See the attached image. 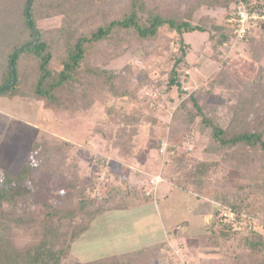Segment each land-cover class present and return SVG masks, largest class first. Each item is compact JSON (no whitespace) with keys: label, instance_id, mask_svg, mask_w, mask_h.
<instances>
[{"label":"trees","instance_id":"16d2710c","mask_svg":"<svg viewBox=\"0 0 264 264\" xmlns=\"http://www.w3.org/2000/svg\"><path fill=\"white\" fill-rule=\"evenodd\" d=\"M188 1V6L175 9L171 0H0V88L11 77L10 60L18 51L13 59L15 83L0 96L38 102L57 119L84 113L90 117L93 106L102 101L104 105L106 99L137 103L136 109L127 105L124 109L107 107L105 120L93 130L118 149V156L126 164L133 165L135 136L147 109L138 99L137 89L175 88L181 97L186 95L180 89L177 72L188 50L184 36L211 32L209 18L204 15L194 23V15L213 8H230L229 13L237 2ZM184 2L180 0L179 6ZM48 20L56 23L43 27ZM163 29L179 40V58L173 61L165 81L163 71L155 81L149 72L141 71L135 84L131 67H124L120 73L105 69L133 44L141 45L145 53L144 43L157 40ZM250 36L243 42L252 43ZM250 46V56L258 64L253 78L232 85L220 70L204 91L193 92L180 102L172 114L167 139L177 154L181 140L190 136L194 126L203 138L205 160H195L183 152L166 164L165 171L172 173L167 182L174 187L219 206L214 222L191 235L204 249L226 250L239 245L240 252L225 264H264V236L257 231L264 230V67L259 65L264 59V44ZM216 89L223 91L225 104L204 105ZM104 90L106 96L100 101ZM146 119L156 123L151 117ZM115 126L112 137L109 131ZM44 134L39 131L26 162L15 175L0 168V264H64L70 259V244L82 220L102 212L128 211L151 201L152 194L144 189L123 191L111 182L104 183L106 189L101 195L92 197L93 188L71 175L74 169L68 171L70 179L64 181L68 177L63 178L62 153L68 144ZM151 136V148L157 149L161 140ZM231 173L236 175L235 185L230 184ZM40 207L45 214L32 216L34 208ZM223 211L235 218L227 220ZM21 230L31 231L30 241L20 237ZM37 233L39 242L35 241ZM163 247L164 243L71 264H153V256L165 252Z\"/></svg>","mask_w":264,"mask_h":264},{"label":"rangeland","instance_id":"374dc122","mask_svg":"<svg viewBox=\"0 0 264 264\" xmlns=\"http://www.w3.org/2000/svg\"><path fill=\"white\" fill-rule=\"evenodd\" d=\"M252 1L264 3L262 2L264 0ZM190 3L191 1L185 0V5L182 3L179 6L180 0H171L175 9L179 7L183 9ZM229 10L230 8L227 11L218 8L202 9L194 15V23L201 16L206 15L209 18L208 28L211 31L210 34L214 36L200 32L184 36L188 50L185 49L184 61L178 65L177 72L181 84L180 89L182 92L185 91L186 95L181 97L175 88L168 91L165 87L153 89L152 86L137 89L138 99L144 101L147 109L140 117V125L135 136L133 165L126 164L118 156V149L116 150L111 143H107V140L93 130L105 120L107 107L124 109L127 105L130 109H136L137 103L127 99L111 98L106 99L103 105V96H106L107 92L104 90L99 96L102 102L93 106L92 116L86 117L85 113L84 115L74 114L67 119L54 118L51 112L43 109L38 102H24L17 97L9 99L7 96H0V168L10 175H15L27 160L34 133L40 130L48 139L68 144L67 150L62 153L65 176L63 178L68 177L64 181L70 179L68 171L72 172L74 169L75 172L71 175H77L81 181L86 182L89 188H93L92 197L101 195V192L106 189L105 184L111 182L110 185L123 191H127L125 190L127 188H141L145 193L149 192L152 197L156 198V189L153 193L150 192L152 190L151 181L158 176L162 180L160 183L168 181L172 173L165 171V167L174 160L173 158H178L177 156L183 152L195 160H205L207 156L202 152L204 141L199 136L196 126L187 137L189 139L187 141L191 143L190 151L184 150V138L181 140L177 154L166 158H162L158 153L159 147L151 148V143H154L151 135L158 140L166 137L169 140V125L177 106L191 93L198 90L204 91L208 82L217 79L220 70L229 76L228 82L230 81L232 85L249 81L257 71L258 64L250 56L252 49L250 45L252 43L253 45L254 43L264 44V26L250 34L248 40L252 39V43L251 41L250 43L247 41L234 42L231 37L225 36L224 32L228 33L225 17ZM55 23V20H48L42 24L43 27H50ZM159 35L157 40L144 43L145 53L141 45L133 44L112 59L105 69L120 73L123 72L124 67H131L135 78L132 83L135 84L141 78L139 75L141 71L149 72L153 81L159 77L160 71H163L165 74L162 80L165 81L173 61L179 58V40L175 34L169 33L166 29H163ZM259 65L264 67V59ZM222 95L223 91L216 89L204 105H224L226 101ZM151 104H153L152 107ZM147 117H151L156 123L152 124L146 119ZM116 128L117 126L109 131L112 132V137L116 133ZM168 142L169 147L172 148L170 141ZM229 178L230 184L235 185L236 175L231 173ZM92 179H94L93 184L90 183ZM162 188L164 189L163 196ZM168 191L170 192L165 194V186H161L157 192L158 202L155 201L157 205L155 209L159 212L154 210V206H151V209L148 207L143 209V213L152 211L156 212L159 217L152 216L145 224L144 220L136 221L138 223L134 225V228L128 218L133 215L140 219L142 210L129 213L126 211L102 212L82 220L81 227L77 229L76 237L70 244V259L64 261V264H71L75 261L89 263L151 248L156 246L163 231L166 233L171 227L177 233L175 239L171 240L173 242L162 240L165 252L163 254L157 252V256L154 255L155 258H152L153 264H225L229 259H234L235 254L241 250L239 245H233L226 250L204 249L198 245L197 237H193L194 231L208 227L214 222L215 212L219 206L207 199H199L190 192L174 188V186ZM44 214L45 211L40 207L34 208L32 216L40 218L39 216ZM232 218L234 219L235 216L232 215ZM151 226V233H145L144 229ZM23 231L26 230L19 231L20 237L24 241H30L31 231L29 233ZM257 231L264 236L262 228H258ZM184 234L187 235L186 238L181 237ZM40 240V234H35V241Z\"/></svg>","mask_w":264,"mask_h":264},{"label":"built area","instance_id":"2783aa9c","mask_svg":"<svg viewBox=\"0 0 264 264\" xmlns=\"http://www.w3.org/2000/svg\"><path fill=\"white\" fill-rule=\"evenodd\" d=\"M226 23L228 24V34L231 37V40L234 42L243 41L247 36H249L254 30H258L264 26V3H260L257 1H251L249 3L243 2L242 0H237L236 5L233 4L231 11L226 15ZM153 104H151V107ZM188 138H185L183 141L184 150L190 151L191 143L188 142ZM167 137L161 139L160 146L158 149V153L161 154V157H168L169 155H173L174 151L170 148L169 143L167 142ZM169 153V154H168ZM152 182V190L150 192L153 193L159 183L162 181L161 178L155 177ZM151 194V193H147ZM223 216L227 218V220L232 221L231 213H223ZM229 218V219H228Z\"/></svg>","mask_w":264,"mask_h":264},{"label":"crops","instance_id":"0c3cea01","mask_svg":"<svg viewBox=\"0 0 264 264\" xmlns=\"http://www.w3.org/2000/svg\"><path fill=\"white\" fill-rule=\"evenodd\" d=\"M262 2H264V1H262ZM262 30V29H261ZM225 32V36H228V37H230V35L226 32V31H224ZM228 35H227V34ZM252 36H254V35H252ZM242 42V41H241ZM35 128V127H34ZM39 131L40 130H38L37 131V133H34L35 135H34V137H33V141L35 140V138L37 137V135H38V133H39ZM163 183V184H162ZM162 183H160L157 187H156V198H154V197H152L151 198V201H149V202H146L145 204H143V205H141V206H139V207H137V208H134V209H131V210H128V211H126L127 213H129V212H136L137 210H142L141 211V216H140V219L139 218H137L136 216L135 217H133V215H132V217H130V218H128V221L132 224V228H134V225L136 226V224L138 223V222H136V221H142V220H144L143 222H144V224L145 223H147L146 221H150V217H152V216H157V218L159 217V215L158 214H156V212H159L157 209H155L156 207H157V205H155V201H157L158 202V198H157V192H158V190H160V187L161 186H165V194H168L170 191H168V189L169 188H171V187H173L170 183H167V182H162ZM164 188V187H163ZM162 188V192H161V194L163 193L164 194V189ZM175 188V187H174ZM180 190V189H179ZM155 194H154V196H155ZM160 194V195H161ZM163 194H162V196H163ZM165 197V196H164ZM154 198V199H153ZM151 206H154L153 208H154V210L156 211L155 213H153L152 211L151 212H147V213H143L144 211H143V209H145V208H149V209H151L152 207ZM118 212H124V211H118ZM152 228V226L149 228V227H147V228H145L144 229V231H145V233H147V234H149V232L152 230L151 229ZM137 229V228H136ZM134 230V229H133ZM151 233V232H150ZM177 233H175L174 231H173V228L171 227L170 228V230L169 231H166V233L163 231V234H162V237H160L159 238V240H158V242L155 244V245H157V244H159V243H163L162 242V240H167L168 242L170 241V242H173V241H171V240H174L175 239V235H176ZM181 237H183V238H186L187 237V235L186 234H184L183 236H181ZM193 237H195L196 238V236H193ZM153 245V244H152ZM152 245H150V246H152ZM149 246V247H150Z\"/></svg>","mask_w":264,"mask_h":264},{"label":"water","instance_id":"95a60500","mask_svg":"<svg viewBox=\"0 0 264 264\" xmlns=\"http://www.w3.org/2000/svg\"><path fill=\"white\" fill-rule=\"evenodd\" d=\"M26 17H27L28 25L31 28L32 26H31V22H30V19H29V16H28L27 12H26ZM37 39L38 38L36 37V41H37ZM17 53H18V51L16 53H14L13 56L11 57L10 64H9L11 77L8 80L7 84L4 87L0 88V93H3L4 91H7L10 88V86L15 83V71H14V68H13V59L16 56Z\"/></svg>","mask_w":264,"mask_h":264}]
</instances>
